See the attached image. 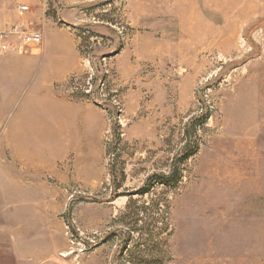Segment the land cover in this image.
I'll list each match as a JSON object with an SVG mask.
<instances>
[{
	"label": "rangeland",
	"instance_id": "obj_1",
	"mask_svg": "<svg viewBox=\"0 0 264 264\" xmlns=\"http://www.w3.org/2000/svg\"><path fill=\"white\" fill-rule=\"evenodd\" d=\"M59 1L35 0L79 55L51 88L72 142L6 150L37 102L0 97V264H264V0Z\"/></svg>",
	"mask_w": 264,
	"mask_h": 264
},
{
	"label": "crops",
	"instance_id": "obj_2",
	"mask_svg": "<svg viewBox=\"0 0 264 264\" xmlns=\"http://www.w3.org/2000/svg\"><path fill=\"white\" fill-rule=\"evenodd\" d=\"M20 1L23 3L25 1L26 5L29 4L32 12L18 17L15 11H10L9 6ZM93 1L96 0H60L59 3H89ZM43 8H45V3H38L35 0H0V30H7L16 24L29 27L31 23L37 22L39 24L37 27H40L44 34L43 44L40 47L29 48L31 52L27 54L23 52L19 53L21 55L10 53L3 60L4 65L0 66V97L5 93H9L10 96H22L26 91H30L37 102L34 112L23 113L12 126V130L3 144L8 151L37 153L49 151L56 145L66 148L72 142L69 123L74 118L73 112L77 105L59 95L56 96L51 88L55 84L66 82L71 75L78 73L79 55L72 40L64 38L63 34L52 28ZM40 9L41 14L38 13ZM53 35L58 36L59 39L62 35L64 39L54 42L50 55L49 52H46V48H48V39ZM64 41L68 42V49ZM54 54V63L56 64L51 66L49 64ZM79 116V120L84 125L85 116L82 113ZM31 155L33 156V154ZM7 177H10L8 173ZM11 182V180H7V183Z\"/></svg>",
	"mask_w": 264,
	"mask_h": 264
},
{
	"label": "built area",
	"instance_id": "obj_3",
	"mask_svg": "<svg viewBox=\"0 0 264 264\" xmlns=\"http://www.w3.org/2000/svg\"><path fill=\"white\" fill-rule=\"evenodd\" d=\"M51 3H45L50 6ZM16 15L22 17L30 12V6L17 4ZM44 34L42 29H31L20 24L13 25L7 30H0V56L10 53H22L32 47H40L43 44Z\"/></svg>",
	"mask_w": 264,
	"mask_h": 264
},
{
	"label": "trees",
	"instance_id": "obj_4",
	"mask_svg": "<svg viewBox=\"0 0 264 264\" xmlns=\"http://www.w3.org/2000/svg\"><path fill=\"white\" fill-rule=\"evenodd\" d=\"M210 114L206 113L201 117V123L206 124L209 119ZM116 134V131H114ZM117 136V135H116ZM193 153H190L187 157L192 156ZM181 173H178L176 170L168 175H153L148 178L146 185L138 191V195L145 197L150 195L157 186H162L165 188H178L181 183ZM149 208L146 205L139 206L137 200L131 199L127 205L126 216L133 217L136 219L135 225H139L142 222L141 215L145 213Z\"/></svg>",
	"mask_w": 264,
	"mask_h": 264
}]
</instances>
